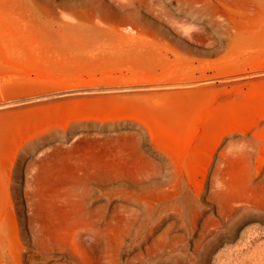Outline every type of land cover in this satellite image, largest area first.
Returning a JSON list of instances; mask_svg holds the SVG:
<instances>
[{"label": "rangeland", "instance_id": "rangeland-1", "mask_svg": "<svg viewBox=\"0 0 264 264\" xmlns=\"http://www.w3.org/2000/svg\"><path fill=\"white\" fill-rule=\"evenodd\" d=\"M0 264H264V0H0Z\"/></svg>", "mask_w": 264, "mask_h": 264}, {"label": "bare ground", "instance_id": "bare-ground-1", "mask_svg": "<svg viewBox=\"0 0 264 264\" xmlns=\"http://www.w3.org/2000/svg\"><path fill=\"white\" fill-rule=\"evenodd\" d=\"M81 15V14H80Z\"/></svg>", "mask_w": 264, "mask_h": 264}]
</instances>
